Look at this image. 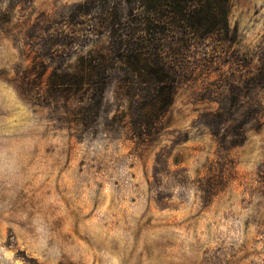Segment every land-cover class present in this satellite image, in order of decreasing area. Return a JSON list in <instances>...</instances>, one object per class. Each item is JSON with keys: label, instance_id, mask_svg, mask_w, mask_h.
<instances>
[{"label": "rangeland", "instance_id": "374dc122", "mask_svg": "<svg viewBox=\"0 0 264 264\" xmlns=\"http://www.w3.org/2000/svg\"><path fill=\"white\" fill-rule=\"evenodd\" d=\"M89 1L0 0V264H264V0L184 48L145 143L115 74L87 126L47 92L108 46Z\"/></svg>", "mask_w": 264, "mask_h": 264}, {"label": "trees", "instance_id": "16d2710c", "mask_svg": "<svg viewBox=\"0 0 264 264\" xmlns=\"http://www.w3.org/2000/svg\"><path fill=\"white\" fill-rule=\"evenodd\" d=\"M93 27L108 46L78 58L73 73L52 72L47 92L76 94L79 125L99 115L115 74L127 100L132 137L148 142L172 104L177 61L210 36L228 30L230 0H90Z\"/></svg>", "mask_w": 264, "mask_h": 264}]
</instances>
